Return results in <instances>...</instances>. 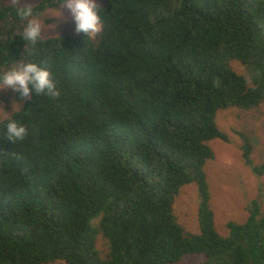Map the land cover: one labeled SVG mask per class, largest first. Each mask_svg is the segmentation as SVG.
<instances>
[{"label":"trees","instance_id":"1","mask_svg":"<svg viewBox=\"0 0 264 264\" xmlns=\"http://www.w3.org/2000/svg\"><path fill=\"white\" fill-rule=\"evenodd\" d=\"M100 5L97 37L32 45L20 35L25 22L0 0V73L36 63L60 93L21 100L12 92L20 106L0 117V264H178L186 255L202 256L200 264H264L257 201L220 236L204 172L214 157L208 142L227 141L216 112L264 101V0ZM9 120L26 126L23 141L6 140ZM239 136L251 164V143ZM253 171L263 175L264 163ZM191 183L197 234L173 215Z\"/></svg>","mask_w":264,"mask_h":264},{"label":"rangeland","instance_id":"2","mask_svg":"<svg viewBox=\"0 0 264 264\" xmlns=\"http://www.w3.org/2000/svg\"><path fill=\"white\" fill-rule=\"evenodd\" d=\"M40 1L42 0H20V5L34 6ZM103 1L96 0L98 4ZM54 10L61 12L62 18L53 16ZM40 18L45 24L43 38L77 34L69 11L60 5L46 9L40 14ZM230 65L238 74L245 75L244 68L238 62L233 61ZM12 92L10 88L0 89V109L6 114L14 111L13 103L18 108L20 106L13 100ZM4 113L0 112L1 118L7 117ZM215 124L219 131L226 135L227 141L212 139L208 142L214 157L206 162L204 172L209 186L210 206L214 214V229L220 236L225 237L226 224L229 221L243 223L248 217L247 209L253 201H257L259 205L258 216H264V174L257 175L253 171V166L264 163V101L249 110L235 107L218 110L215 114ZM240 132H243L251 143V164H247L243 159ZM197 207L196 185L191 183L183 186L174 200L173 215L188 234L198 233ZM100 239L103 240L102 236L98 235L97 240ZM102 240L99 241V245L104 248ZM99 245L97 242V248L101 251ZM202 261V256L186 255L178 264H200Z\"/></svg>","mask_w":264,"mask_h":264},{"label":"clouds","instance_id":"3","mask_svg":"<svg viewBox=\"0 0 264 264\" xmlns=\"http://www.w3.org/2000/svg\"><path fill=\"white\" fill-rule=\"evenodd\" d=\"M62 8H66L75 23L74 31L83 33L89 39L97 37L103 30V20L100 15L103 9L96 0H57ZM6 5L15 8L16 16L24 23L21 37L31 43L37 44L44 34V20L40 13L34 11L32 4L20 5V0H6ZM53 16L62 18V13L54 10ZM55 27V25H50ZM10 88L18 93L21 100H31L35 96H47L58 98L60 93L52 79L51 73L36 63H24L18 61L16 65L0 74V89ZM18 106L13 103V110ZM3 112V109H0ZM6 116L10 114L4 113ZM28 134L26 126L15 120H9L6 124L5 137L8 142L15 144L23 141Z\"/></svg>","mask_w":264,"mask_h":264}]
</instances>
